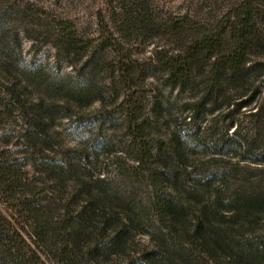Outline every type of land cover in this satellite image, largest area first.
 Here are the masks:
<instances>
[{
	"label": "trees",
	"instance_id": "1",
	"mask_svg": "<svg viewBox=\"0 0 264 264\" xmlns=\"http://www.w3.org/2000/svg\"><path fill=\"white\" fill-rule=\"evenodd\" d=\"M150 2L114 19L120 36L102 14L99 38L55 19L54 46L84 60L65 78L34 61L18 63L0 26V123L20 106L33 129H25L24 151L0 131V264H264V235L255 232L263 182L241 175L245 167L264 170V0L230 3L217 21L205 0L160 19ZM157 36L168 43L148 66L171 89L197 91L175 128L157 106L145 112L148 74L134 59L137 43ZM106 73L110 105L99 81ZM55 98L67 110L102 104L79 116L81 125L123 114L117 142L124 149L113 152L116 142L99 133L66 150L67 158L47 153L42 131L58 109ZM237 150L251 155L248 166ZM102 156L111 158L104 173L96 171Z\"/></svg>",
	"mask_w": 264,
	"mask_h": 264
},
{
	"label": "rangeland",
	"instance_id": "2",
	"mask_svg": "<svg viewBox=\"0 0 264 264\" xmlns=\"http://www.w3.org/2000/svg\"><path fill=\"white\" fill-rule=\"evenodd\" d=\"M111 0H0V26L5 27L7 39L11 41L14 58L20 64H26L34 61L47 67L48 71L54 76H74L78 75L84 60L73 58L69 60L61 51L54 46L55 26L54 20L57 18L72 19L78 26L80 32L88 37L99 38L100 27L98 17L102 14L106 21L109 22L111 28L118 36L122 35L121 26L116 24L114 19H118L125 15L129 10H137L142 0H118L113 5ZM243 0H205V11L210 14V20L217 21L215 17H219L221 10L230 3H239ZM150 5L153 7L156 17L165 18L169 15H175L191 11L195 7L192 0H152ZM194 5V6H193ZM154 15V14H153ZM131 28V27H130ZM167 40L162 36L144 39L139 41L135 46V57L142 68L146 69L148 79L146 81V96L144 102L145 112H151L152 108L157 106L161 109L163 119L166 124H170L175 128V124L179 123L187 114L182 104L192 98L197 91H187L180 93L177 89H171L162 81V71L157 67H149L153 53L158 47L167 45ZM70 61H73L71 63ZM73 64V66H72ZM101 86L106 90V104L110 105V82L109 74H104L99 79ZM257 84L259 82H256ZM261 90L264 96V83ZM34 94V93H33ZM27 94L29 100H32L35 94ZM32 97V98H31ZM54 101L58 105V109L54 117L50 118L47 127L42 131L43 136L47 138L44 149L51 155L56 154L67 158L70 156L66 150L80 146L82 141H90L96 134L101 133L102 138H110L115 141L113 152L122 151L124 144L117 142L118 135L124 127V115L115 114L114 121L107 123H88L80 124L79 116L91 115L94 111L101 108L100 102H94L89 106H70L69 110L65 109L68 104L60 98ZM32 103V102H31ZM70 105V104H69ZM29 106L30 109H29ZM111 106H109L110 108ZM25 108L29 109L31 114L33 104L28 103ZM69 113V114H67ZM76 113V114H75ZM23 108L16 107L12 117L7 118L0 123V131L8 132L9 142L14 150H28L23 141L25 140V129L30 128V124L26 123V118L22 117ZM31 116V115H30ZM245 113L239 112L237 117L244 119ZM211 116H204L202 120L210 119ZM244 125V123H243ZM33 130V129H32ZM233 129L230 130L232 132ZM26 142V141H25ZM237 155V156H235ZM235 158L239 157L246 163H249V156L244 157V153L237 150L233 152ZM66 156H65V155ZM231 154V155H232ZM111 159V158H110ZM109 156H102L96 166V171L104 173L107 167H111ZM251 163V162H250ZM251 165V164H250ZM263 165V164H262ZM241 175L253 177V179H262L264 186V170L243 168ZM264 169V168H263ZM114 172L112 173V175ZM243 176V177H244ZM122 182V180L120 181ZM124 185H122V188ZM257 234L264 235V216L255 227ZM141 241L146 242L147 238L142 236ZM225 263V262H224ZM226 264V263H225Z\"/></svg>",
	"mask_w": 264,
	"mask_h": 264
}]
</instances>
